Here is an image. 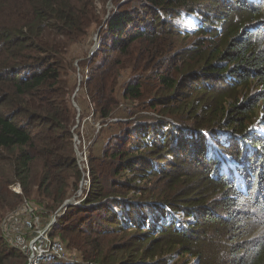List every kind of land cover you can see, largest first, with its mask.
<instances>
[{"label":"trees","instance_id":"16d2710c","mask_svg":"<svg viewBox=\"0 0 264 264\" xmlns=\"http://www.w3.org/2000/svg\"><path fill=\"white\" fill-rule=\"evenodd\" d=\"M94 2L0 0V224L30 199L50 219L77 193L74 53L98 29L78 104L117 122L91 146L90 207L69 208L52 236L94 264H264V139L251 134L264 112V0H114L104 25ZM184 14L203 22L191 46L175 24ZM131 193L138 204L103 203ZM112 203L129 206L125 225ZM0 264H27L1 227Z\"/></svg>","mask_w":264,"mask_h":264},{"label":"rangeland","instance_id":"374dc122","mask_svg":"<svg viewBox=\"0 0 264 264\" xmlns=\"http://www.w3.org/2000/svg\"><path fill=\"white\" fill-rule=\"evenodd\" d=\"M113 2H114V0H95V2H94V7H95L94 13H95V15H97L99 17L100 20H102L103 25H104L105 21H107V19L111 15V13L116 9V3H113ZM202 23L203 22H202L201 18L197 17L196 15H191V14H187V15L184 14L175 20L176 26L180 27L182 29V31L187 36L185 39V45L191 46L201 37L199 35H196L195 33L202 29V25H201ZM97 34H98V29H96L95 31H92L89 39L83 44L82 47H78L79 48L78 51H75V53H74V58H75L74 66H75V70H76L75 77H76V81H77V89H76L75 94H74L75 102L77 104L73 103L74 107L77 110V119H76V125L74 128H75L76 136H77L78 132H80L82 152L84 151L85 147L88 149V157H87L88 159H89V155L91 152V146L93 144V141L96 142V140L98 139V137L101 134L99 131L101 129H103V131H107L110 128V126L108 127L109 124H106L107 126H105V125L103 126L101 123H98V122L95 123L93 120V115L92 114L90 115L91 112L89 113L90 107L88 108L89 110L87 109V112H84L83 110H81V107L78 104L79 98H81L83 100L84 99L83 97H85V95H84L85 84L84 83L87 81V77H85V70L87 69L86 67L89 65V59H92L93 56L97 53V51L100 48L99 47V36H97ZM92 52H94L93 55H92ZM86 75H88V71H86ZM82 86H83V89H82ZM121 107H123V106H121ZM82 108H84V104H82ZM137 109L145 110L144 107H138ZM128 111L129 110H127V112ZM84 113L86 114V116H84ZM141 115L148 116V117H155V115L153 113H148V112L141 113ZM259 115H260L259 120L257 121L256 125L251 129V134L254 137L264 139V123H263L264 120H262L264 118V112L261 110L259 112ZM149 122L147 124H149ZM98 126L99 127L101 126V127L99 128ZM74 141H75V143H77L76 138L74 139ZM232 141H233V143H235V140H232ZM239 142L240 141L237 140L236 144H239ZM211 146H212V144H211ZM244 146L246 148L250 147L249 142L244 143ZM213 154L220 159V161L223 163V165H225V164L230 165V164H232V161L234 160V157L222 154L220 149L216 146H215V151ZM77 159H78V155H77ZM140 182H141V180L138 181V183H140ZM159 182L160 181H158L157 183H159ZM141 183H143V182H141ZM11 190L15 193H18L16 191H20V188L18 187V185H16V186L11 187ZM76 195L77 194L74 193L68 199V201L74 199V197H76ZM108 200L109 201H116L117 200V202H121V203L127 202L130 205H136V204H138V201L140 200V193H137L136 195H133V193H131V194H129L128 197H121V196L110 197L108 199L103 200V203L109 202ZM29 201H31L32 203L35 204V201L33 199H30ZM67 202H65L64 204H66ZM20 206H18L17 208H19ZM110 206H111L112 212H114L119 217L120 221L123 222V225H125V223H127L128 219H126V214H124V210L126 208H128L129 206L124 207L123 205H118V203H112ZM88 207H90V205H85L83 208H88ZM165 208L170 214L173 213V211L169 207L165 206ZM9 212H11V211H9ZM9 212H7V213H9ZM7 213H5L4 215H6ZM49 215L50 214L45 215V218L42 216L43 221L45 223L48 222ZM178 216H179L180 220L183 219L182 215H178ZM69 253H70V255L73 256V258H75L76 263H68V264H94L91 260L89 261V260L83 259V257L79 253H77L76 251L69 250ZM168 258L165 257L164 259H168ZM169 264H196V262H195V259L190 257V256L175 255V256H172Z\"/></svg>","mask_w":264,"mask_h":264},{"label":"built area","instance_id":"2783aa9c","mask_svg":"<svg viewBox=\"0 0 264 264\" xmlns=\"http://www.w3.org/2000/svg\"><path fill=\"white\" fill-rule=\"evenodd\" d=\"M115 120L109 119L107 124L117 122ZM77 155L79 169L82 171L77 195L74 199L67 200L68 202L66 201L67 203L60 207L61 209L54 212L47 223H44L40 215V208L28 200H25L16 210L4 215L1 220L0 227L3 237L11 247L23 253L27 258V264L76 263L66 246L59 239H55L52 233L59 219L65 216L69 208L85 206L91 191L92 178L87 158L88 149L85 148L83 152L79 151ZM16 192L21 194V188Z\"/></svg>","mask_w":264,"mask_h":264},{"label":"water","instance_id":"95a60500","mask_svg":"<svg viewBox=\"0 0 264 264\" xmlns=\"http://www.w3.org/2000/svg\"><path fill=\"white\" fill-rule=\"evenodd\" d=\"M99 32H100V30L98 31V34H99ZM98 34H97V36H98ZM97 36H96V37H97ZM97 38H98V37H97ZM93 54H94V52H92V55H93ZM74 97H75V96H74Z\"/></svg>","mask_w":264,"mask_h":264},{"label":"bare ground","instance_id":"6f19581e","mask_svg":"<svg viewBox=\"0 0 264 264\" xmlns=\"http://www.w3.org/2000/svg\"><path fill=\"white\" fill-rule=\"evenodd\" d=\"M85 148H86V147H85ZM85 148H84V149H85Z\"/></svg>","mask_w":264,"mask_h":264}]
</instances>
